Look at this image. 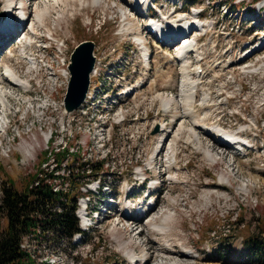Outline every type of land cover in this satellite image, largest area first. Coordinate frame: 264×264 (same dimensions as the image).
<instances>
[{"label":"rangeland","instance_id":"rangeland-1","mask_svg":"<svg viewBox=\"0 0 264 264\" xmlns=\"http://www.w3.org/2000/svg\"><path fill=\"white\" fill-rule=\"evenodd\" d=\"M11 1L17 3L19 0H0L1 13L11 6ZM167 1L160 0L157 5L166 9ZM215 1L220 2V0H213ZM122 2L127 4L129 0H107V2L103 0L93 7L89 5L81 7L76 0L58 4H55L53 0L26 1L24 6L31 20L44 12L46 21L44 26L38 29L39 36L34 44L26 46L24 50L26 56L57 53L60 50L54 46L57 40L64 41L66 53L70 54L80 42L92 40L97 45L96 53L99 58L97 73L105 75V79L110 78L114 85H122L129 89L136 88L137 95L129 99L128 106L123 112L126 114L125 123L118 129L114 126L110 131L113 137L111 142L104 147L100 133H95L96 127L99 128L101 125H93L91 129L94 132L90 131L88 137L82 136V142L87 143L80 147L77 157L88 161L89 165L85 166V170H90L91 166L98 162L99 165H104L99 177L105 185L109 186L113 199L118 195L123 198L124 191L128 192L136 188L135 192L132 191L129 201L137 208L139 203L143 204L144 192L139 191L140 187L135 183V174L140 172L139 166L142 168L149 166L148 161L156 148L155 138L158 134V129L152 124L154 120H157L158 124L161 121L156 113L160 103L155 94L156 92L165 94L164 97L171 104L170 110L178 112L173 108H176L173 98L175 99L179 93L182 76L176 60L173 63L175 67L163 64L164 55L154 59L155 63L149 65V70L137 65L134 54L138 46L132 39L137 41L138 34L144 33L143 29H136V26L141 23L137 18L129 17L128 21L131 23H126L131 24L132 29H126L122 15L118 12L119 9L114 8V6L127 8ZM220 4H226L227 7L232 5V15L226 19L218 18L217 34L215 29H211L206 35L198 38L197 41L200 44L196 49L199 52L195 49L197 54L195 52L190 54L191 62L193 61L191 82L195 75L196 64L204 57L200 65L207 75L202 82L212 89L215 98L218 96L216 101L223 102L216 106L213 113L215 121L219 115L223 117L224 121H222L228 124L224 123L229 132H234L233 129L242 126L246 132H243L244 136L246 134L247 136L241 137L247 141L255 140L256 145L260 147L264 145V63H260L264 61V50L254 55L250 60L252 62L245 64L248 65L245 68H260L252 77H245L244 69H242L244 67L239 68V65L227 67V63L239 59L248 41H252L251 45L261 41L257 43L256 48L264 44V0H221ZM260 6L262 8L258 9ZM179 15L187 18V14ZM228 32L236 34V39H226L224 35ZM199 33L202 32H195L193 35L196 36ZM19 34L14 38L5 36L6 43L12 39L16 40L13 45L7 46L6 52L0 49V70L4 72L5 64L12 65L14 70L17 69L20 75H24H21L24 80L27 79L28 88L30 83L32 87L26 92L20 91V88H13L12 92L15 95L9 98L13 111L9 115L8 134L1 133L3 135L0 140V197L1 187L8 185L9 181L13 182L19 191L23 189L26 182L31 183L29 177L36 173L41 152L44 150L47 149L48 152L52 150L51 157L49 156L51 161L44 162L46 165L51 163L52 167L54 166L53 154L57 151L62 152L64 143L67 144L69 153L76 152L75 135L65 133L55 116V110L37 108L39 105L37 103L43 98L47 100L50 91L52 92L50 99L58 100L59 94L64 92L65 81L58 79L55 84L54 79H50L48 71L44 70L40 72V76H42L45 96L41 90L40 93L34 90L36 76L31 69L27 68L28 64L25 60L9 57L11 52L17 55L19 46L20 50H23L22 44L28 29L25 37V33L21 35L23 39H17ZM50 36L53 39H47L51 38ZM207 37H210L208 41L212 40V44L207 45L205 40ZM146 42L151 49H155L152 41L147 39ZM172 49L170 48V51ZM158 50L160 53L165 51V49ZM171 53L174 56L175 52ZM218 60L220 64L215 65L214 62L218 63ZM157 61L160 62L157 63ZM222 62L225 65H221ZM229 76L234 77V80H229L227 78ZM153 81H156L157 87L151 90L150 83ZM141 84H144L143 88H138ZM3 86L7 85L4 83ZM223 87H226L230 94L227 90L221 91ZM9 90L11 91L10 88ZM233 93L239 94L235 98H230ZM153 97L155 98L153 105H150ZM200 98L203 100L202 94ZM26 99L31 102L25 104ZM133 103L138 105L137 113H131V109L134 108ZM149 107H152V111L146 116L144 111ZM134 116L143 122L137 133L132 132L130 128ZM106 117L107 121L113 118L112 114ZM174 117L176 116L172 113L166 118V129L172 130ZM187 126L192 128L190 123H187ZM155 129H157L156 133ZM184 132L187 133L182 131ZM202 141L204 147L209 150L215 146L209 139L202 138ZM169 147L171 145L165 149ZM173 147L175 151H179L178 163L175 167L180 169V173H177L176 178L171 179L170 174L165 170L164 163L160 165L155 163L154 173L149 175L157 178L161 186V195L157 198L158 207L153 210V216L135 224L147 232V237L146 233L134 234L135 229L131 228L133 227L131 223H123L118 210L111 211L110 215L106 214V218L103 216L101 223L98 222L85 234L84 241L80 246L72 248L71 253L68 252L69 245L65 241L62 243L60 238H56L57 245L52 244L45 248L40 246L38 250L36 249L38 256L41 258L47 255L57 256L56 259H59L57 264H128L129 261L127 259V263L126 258L127 253L130 252L138 255L137 263L147 253V264H249L246 260L243 240L251 235L259 236L256 225L259 220H264V166H261V161H264V149L260 150L257 147L260 152L255 150L252 154H249L252 150L239 153L233 150L234 157L231 156L230 151H227L225 154L227 160L216 159V162H213L209 161L205 154L197 153L194 146L183 143ZM217 150L219 153L223 151L222 148ZM214 154L216 155V152ZM73 161L74 158L69 154L63 158L66 170H74L76 173L77 165ZM228 162H233L231 168L227 165ZM67 178L66 173L62 179ZM80 191L82 194L76 193V196L84 195L86 187L83 186ZM102 197V194L89 193L86 194L84 201L90 199L91 205L95 207L100 204L99 200ZM108 200L111 202L110 199ZM124 201L127 203L128 199ZM142 204L140 208L143 207ZM57 206L60 212L61 210L63 212V206ZM57 211L58 208H55V212L60 214ZM171 211L175 214V219L166 223L165 231L161 228V232H156L154 225L163 224L158 218H163L161 214L164 212ZM235 217L237 221H234ZM155 218H157L156 221ZM240 218L243 224L234 225L233 223L239 222ZM127 226L132 229L130 232L126 230ZM4 227L5 215L1 212L0 229ZM213 229L216 230L215 234H211ZM259 238L264 239V233ZM39 241L44 242L43 239ZM97 241H99L97 244L99 248L93 249ZM183 255H190L191 259H184Z\"/></svg>","mask_w":264,"mask_h":264},{"label":"bare ground","instance_id":"bare-ground-1","mask_svg":"<svg viewBox=\"0 0 264 264\" xmlns=\"http://www.w3.org/2000/svg\"><path fill=\"white\" fill-rule=\"evenodd\" d=\"M26 1H30V0H21V1L19 0L17 3L21 2L20 4L23 5V4H25ZM53 1L55 2V4H58L61 2L67 3L69 0H53ZM76 1L79 3V5L81 7H85L87 5L93 7V6L98 5L101 2H103V0H92L91 2H89V1L87 2V0H76ZM106 2H107V0H106ZM111 2L113 3V1H111ZM122 3H124V2H122ZM124 4L127 6V8L116 6V8L119 9L120 14L122 15L123 22L126 25H129L128 23H126V22L131 23V21H128L129 17H132L134 19L137 18L138 21H141L140 20L142 17L141 13L139 11L138 12L135 11V9L131 5H128L126 3H124ZM46 5H47V2H46ZM136 5H139V2H137ZM9 8L4 13H2L3 17L0 21V29H2L3 31L6 32L5 36L10 37V38H14L15 35H18L21 32L19 34V36L17 37V39L18 38L23 39L25 37V35L27 33V29H28V34L25 37V41L22 44L23 50H20V48H19L20 46H19L17 48L18 49L17 56H15L16 53L14 54V52H11L10 53L11 55L9 57L13 58L15 56L14 59H16V60H20V59L26 60L27 56L25 55L24 49L26 48V46L33 45L35 40L38 38V36H39L38 29L44 26L45 21H46V19H45L46 15L44 12H42V13L36 15L35 18H33L32 20H31L30 15H29L30 23H28V25L26 24L25 25L26 27L22 31L20 29H16V28H12L14 30L8 31L10 29H7L6 25L8 22V13L10 11ZM14 10H17V9H14ZM19 13L21 14V11ZM182 15H184V14H182ZM139 17H140V19H139ZM191 20L192 21H190V20L188 21V19L185 18L184 16L178 15L177 20L174 21L172 24L167 23V24L163 25L162 23H157L155 26L157 35L159 37H162L165 39L169 38L170 42L172 41L173 37H175V38H173V40L177 39L178 36H176V35H178V34L182 35L180 37V39L177 42H175L177 44H175V43L173 44V46H176L175 50H174L175 51L174 56L167 55L166 57H164L167 60V62H172V61L176 60V63L178 62L179 67H180V73L182 76V83L180 86L179 93L175 96V99L173 98L174 105L176 106V108L175 107H173V108H174V110L177 109L178 112L175 113L172 110H170L171 104L168 101V99H166L164 97L165 94L162 95V94H158L156 92L155 97L159 100V103H160V105L158 106L159 108H158L156 113L158 114V119L161 121H159L160 124H158L157 120H154L153 124H152L153 126H155L158 129V134L156 135V138H155L157 140V144H156V148H154V150H153V154L151 155V157L149 158V161H148V163L150 162L149 166H151V167L155 163L159 164V165L161 163H164L165 170L167 171V173L170 174L171 179H175L177 173L180 171V169H177L175 167L178 163L179 151L174 150V147H173L174 145L178 146L179 144L184 143L186 145L194 146L197 153L205 154L206 158L209 161H213V162L214 161L216 162V159L217 160L220 159L223 161L227 160L226 155H225L227 153V151H230L231 156H233V149L234 148H232L229 145H233L234 147H236V149L241 148V147H245V145H249L248 147H251V148H248L247 150H252L249 152V154H252L253 151H255V150L260 152V150L258 148L254 149L253 146H251L252 142H254L252 139L247 141V140L242 138V137L245 138L247 136V134L244 136V134L246 133L245 131H241L242 135L240 133H234L232 131L229 132V130L225 126L226 123L225 122H224L225 124L223 123V121H224L223 117H221L220 115L217 118V121H215L216 118H214L213 113L216 110V106H218V104H222L223 102L219 103L218 100H217L218 101L217 102L216 99L218 98V96L215 98L212 89L208 85H205L204 82H202V79H204V76L207 75L206 71L203 69L200 74L196 73V69H200L201 66H198L194 69L195 75H194V78L192 79V82H191V78H192L191 68H192V64H193L192 62L193 61L191 62L192 59H191V56L189 57V53L193 52L195 50V48L197 47V40H196L195 36H192V37H190V36L193 32L197 33L198 31H202L205 28L203 23H199V22L195 21L194 19H191ZM167 25H170V26L174 25L172 35L168 34ZM136 27L139 28V25ZM23 33H25L24 37L21 38V35ZM171 36H172V38H170ZM181 40H185V41H183V44L179 45L181 43ZM134 41L136 44L142 42L139 35L137 37V41L135 39H134ZM20 42H21V40H20ZM196 52H199V51H197V49H196ZM147 54H148V49L146 47H143L142 48V55L145 57ZM203 54H205V53H203ZM238 58L239 59H236L234 61L232 60V61H230V63H227V67L237 66V65H239V68L244 67L242 69H244L243 72L245 74V77L246 76L252 77V75L257 73L258 70L260 69V68H256V67L245 68L246 66H248L245 64H247L249 57L243 59L239 56ZM242 60H243V62H242ZM26 61H27V63L30 64V67H31L32 64L30 63L31 62L30 58H29V61L28 60H26ZM202 61H203V59H201V62ZM250 62H252V61H250ZM173 63H175V62H173ZM260 63H264V61H261ZM223 64L224 63L222 62L221 65H223ZM5 66H10L12 68H10V67L6 68ZM213 67H215V66H213ZM260 67H261V65H260ZM14 69H13L12 65L5 64L3 66L4 72H1V70H0V74H1L0 75V140H1V135H3L1 133H7L8 134V132H9L8 129L6 128L5 123H7V121L9 120V117H10L9 116L10 113L13 111L11 103H10V99H9L12 96L14 97V95H15L14 92H12V89L13 88H20V89H26L27 90V88H28L27 79L24 80L23 79L24 77H22L24 75L21 74L22 75L21 76L17 72L18 70L16 69L17 70L16 71ZM261 69H263V68H261ZM96 71H97V69H95V73H96ZM227 73H229V72H227ZM157 74L159 75V71ZM227 78L229 80H232V79L234 80V77L231 78V76H229ZM158 80H160V79H158ZM4 83L7 86L11 85V87L9 86L11 91L9 90V88L7 86H3ZM155 83H156V81H153L150 83L151 90H154L155 87H157V83L156 84ZM211 87H212V85H211ZM7 90H8V92H7ZM223 90H227V93L230 94L229 90L226 87H223V89L221 91H223ZM201 94L203 96V100H201V98H200ZM238 94L239 93H237L235 95V93H233L232 95H230V98H233V97L235 98V97H237ZM152 99L154 100L155 98L153 97ZM227 101H228V99H227ZM28 102H31V100H29V101H27V99L24 100L25 104ZM159 113H160V115H159ZM172 113H173V116H176V117H174L175 121L173 120V122H174L173 128H172V130H170V129H166L165 126H166V118L169 116V114H172ZM187 123H190L192 128L187 126ZM226 125H228V124H226ZM220 127H222L223 129H220ZM241 128H242V126H241ZM210 129H217L216 133L218 135L222 136L224 141L227 144L222 143V142H220L219 139L214 138L210 132L211 131ZM182 131H186L187 133H185V132L182 133ZM243 132H245V133H243ZM186 134H187V136L185 137ZM202 138L211 140L213 145H215V146H213V149L209 150V149L205 148L203 145ZM172 142H173V144H171ZM168 145H171V147H169L168 149H165ZM221 148L223 149V151L219 153L217 149L220 150ZM215 152H216V155L214 154ZM261 162H262L261 166H264V164H263L264 161L262 160ZM227 165L229 166V168H231V166H233V162H228ZM122 199H123V201H121ZM126 199H128V198L124 199V197L123 198L120 197V199L118 200L119 202H116V204L118 205V209H117L118 211L117 210L116 211L120 213V215H121L120 218L122 219V222L123 223L124 222L131 223V225L133 226L131 228H133L135 230L138 227H141V226H136L135 224L137 222L140 223L141 221L144 222V219L152 217L153 216L152 214L154 213L153 210L156 207H158V205H153L150 208L145 207V208H147V210H146V212H143L142 211L143 207L140 208V206H141L140 204H142V202L139 203V206L137 207L138 208L137 209L134 206V204H132L131 202L129 203V201H128L127 203H125L124 200H126ZM129 210L132 211V214H131L132 216L126 217L124 215V212L129 211ZM140 212H141V214H140V216H138V214ZM174 215L175 214L172 213V211L167 212V213L164 212L163 214H161V217L162 216H164V217L158 218V219L163 224L154 225V230L156 232H161V230H162L161 228H163L165 231L168 222L175 219ZM156 219L157 218H155L154 220L156 221ZM164 224H166V225H164ZM131 228L127 226L126 230L130 232L132 230ZM139 233H140V235L146 233L145 236L147 237V232L143 231L142 227H141V230L139 231ZM167 249L170 250L169 248H167ZM138 258L139 257L136 253L128 252L126 262L128 263V261H129L128 264H140V261H139V263H137ZM183 258L184 259H191L190 255H183ZM127 259H128V261H127ZM145 264H147L146 261H145Z\"/></svg>","mask_w":264,"mask_h":264},{"label":"trees","instance_id":"trees-1","mask_svg":"<svg viewBox=\"0 0 264 264\" xmlns=\"http://www.w3.org/2000/svg\"><path fill=\"white\" fill-rule=\"evenodd\" d=\"M66 154L67 150L62 153H54L56 163H61L60 161ZM47 155V149L41 152L40 163L47 160ZM99 164V162L95 163L90 170H85V166L89 163L80 162L77 164L76 173L74 170L70 172L71 191L63 194L68 203L67 205L64 202L60 203L63 206V212L61 210L60 214L56 213L55 210L48 211L49 206L51 208L54 206L56 195L47 186L32 189L29 187L31 183L26 182L23 189L19 191L13 182L9 181L8 185L1 187L0 216L3 212L5 227L0 229V264H35L27 253L25 255L20 251L19 241L22 233L28 232L38 225L41 226V233L37 234L35 239L43 237L44 231L48 228L54 231L58 230L62 237L70 236L78 231V220L74 210L80 192V179L87 176L97 177L104 166ZM33 179L34 175H31L29 181L32 182ZM76 193H78L77 196ZM241 220L242 218L233 224L240 226L243 224ZM234 221H237V217ZM256 226L259 236L251 235L243 240L246 260L249 264H264V239L259 238L264 233V220H259ZM215 233L216 230L213 229L211 234Z\"/></svg>","mask_w":264,"mask_h":264},{"label":"built area","instance_id":"built-area-1","mask_svg":"<svg viewBox=\"0 0 264 264\" xmlns=\"http://www.w3.org/2000/svg\"><path fill=\"white\" fill-rule=\"evenodd\" d=\"M167 15L168 14H166V16ZM45 56L47 59L44 64L50 79H54L55 84L58 79L65 81L63 87L65 88L68 79L65 58L41 54L38 59L41 68L43 65V57ZM50 72L52 73L50 74ZM106 80H110V78L105 79L104 77L101 81L95 80L94 84L91 85V89L88 92L83 104L79 109L71 114H64L63 103L61 100L58 99L54 101L53 99H50L52 98L51 91L47 100L43 99L37 103V105L39 104L37 108L41 110L47 109L48 111L50 108L55 110V116L61 123L65 133L69 132L70 135L74 133V135L78 136V139L75 141L76 146H84L85 142H82V136L88 137L90 131H92L91 128L93 125H101L99 128L96 127L95 133H100L101 139H103L109 135L111 129L113 128V124H117L118 122L124 120L122 102L125 97L122 92L117 91L114 86H110L109 83L104 84ZM43 96L45 95L43 94ZM110 114H112L113 118L107 121L106 116ZM135 119L136 117L134 116L130 128L131 131L136 133L137 130L141 128V122L135 121ZM62 141L63 137L61 138V143L63 144ZM65 145L66 144L64 143L63 148ZM75 148L77 149V147ZM66 173L68 174L69 171L66 170L64 162L61 164L54 163L53 167L51 165L50 167L43 168L42 171L36 174L31 187L37 188L47 186L52 193H58L61 190H65L68 186V182L62 179V176ZM60 200L64 199L61 197ZM57 205H59V203L56 202L52 208L49 206L48 211H54L55 208H58L57 212H60L59 206ZM36 233H41V226L38 225V227L33 228L31 231H25L20 237L19 249L23 254L26 255L27 253L36 264H51L54 260L53 257L47 255L46 257L41 258L38 256V251H36V249L38 250L40 246L45 248V246L48 247L52 244L57 245L58 242H53V239L58 236L59 231H54L53 229L48 228L44 233L47 238V242L44 241L42 244L39 240L35 239Z\"/></svg>","mask_w":264,"mask_h":264},{"label":"water","instance_id":"water-1","mask_svg":"<svg viewBox=\"0 0 264 264\" xmlns=\"http://www.w3.org/2000/svg\"><path fill=\"white\" fill-rule=\"evenodd\" d=\"M93 51L94 42L83 41L73 49L70 55L68 63L70 80L63 100L66 114L76 110L85 98L89 87L90 73L95 64Z\"/></svg>","mask_w":264,"mask_h":264}]
</instances>
